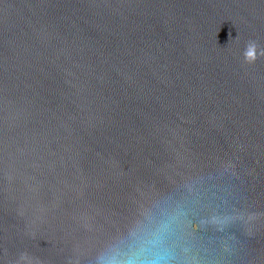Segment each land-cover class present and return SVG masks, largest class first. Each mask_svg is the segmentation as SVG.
Wrapping results in <instances>:
<instances>
[{"label": "water", "instance_id": "obj_1", "mask_svg": "<svg viewBox=\"0 0 264 264\" xmlns=\"http://www.w3.org/2000/svg\"><path fill=\"white\" fill-rule=\"evenodd\" d=\"M264 264V0H0V264Z\"/></svg>", "mask_w": 264, "mask_h": 264}, {"label": "clouds", "instance_id": "obj_2", "mask_svg": "<svg viewBox=\"0 0 264 264\" xmlns=\"http://www.w3.org/2000/svg\"><path fill=\"white\" fill-rule=\"evenodd\" d=\"M127 264H155L154 261H135V260H130L127 262Z\"/></svg>", "mask_w": 264, "mask_h": 264}]
</instances>
